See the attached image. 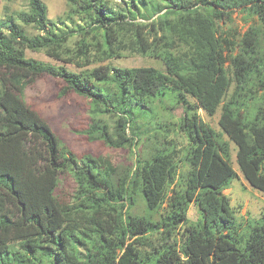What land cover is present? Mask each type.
Masks as SVG:
<instances>
[{"label": "trees", "instance_id": "16d2710c", "mask_svg": "<svg viewBox=\"0 0 264 264\" xmlns=\"http://www.w3.org/2000/svg\"><path fill=\"white\" fill-rule=\"evenodd\" d=\"M65 1L69 19L85 23L76 32L94 40L77 42L82 58L94 48L100 63L141 56L165 69L110 63L75 73L28 58L30 50L64 61L74 31L54 25L42 0H28L27 12L5 8L0 264H264V214L240 221L224 194L237 177L230 143L245 180L264 193V0ZM237 10L249 24L238 40L221 26ZM43 76L63 81L62 96L90 101V141L128 150L132 159H78L25 100ZM167 98L184 106L178 131L187 145L155 132L146 141L158 148L140 156V136L128 130ZM219 108L217 132L200 111L213 117ZM65 181L73 183L69 194ZM140 195L143 215L132 213Z\"/></svg>", "mask_w": 264, "mask_h": 264}, {"label": "rangeland", "instance_id": "374dc122", "mask_svg": "<svg viewBox=\"0 0 264 264\" xmlns=\"http://www.w3.org/2000/svg\"><path fill=\"white\" fill-rule=\"evenodd\" d=\"M42 1L48 7V16L53 24L65 30H73L74 33L67 42L68 52L64 57V61H56L49 58L44 52H32L30 50L26 51L28 58H33L55 66H65L69 71L75 73H83L94 67L110 63L121 68L153 66L161 70L165 69L160 60L141 56L127 55L121 59H113L100 63L98 62L100 56L94 48L90 49L85 58H82L76 51L77 42L85 38L88 43L91 42L94 44L91 35L86 33L83 36L84 33L78 34L76 32L78 30L77 26H82L83 28L85 23L76 21L75 19H69L71 10L65 0ZM27 3L28 0H0V20L5 16L4 12L6 7L9 8V14L21 11L27 12ZM243 16L244 15L239 10L235 11L231 21L221 25L223 26V31L229 32L233 30L238 40L240 35H242L249 26V24L245 23ZM27 31L32 35L39 34V32L31 28H28ZM78 62L80 65H78ZM63 86L64 84L61 79L43 76L39 78L36 83L27 88L25 100L29 106L47 121L57 137L78 159L88 154L109 156L117 164L127 163L129 159H132L128 150L112 149L104 146L100 142H92L88 139L85 131L88 130L91 125V103L88 99L74 93L62 96L61 91ZM183 110V105L175 104L172 100L167 98L153 105L151 117H138L136 128H130V130H128L129 135L137 134L140 136L136 145L137 154L141 156V154L145 152V148H147L146 153L149 150V152H154L153 148L157 146L153 145L152 142L146 141V137L155 132L160 135V140H164V142L166 140H173L179 148L185 147L187 145V140L178 131V124L183 115ZM200 114L202 119L214 130L217 132L221 131L219 127L221 108L218 109L216 115L213 117L206 115L203 111H200ZM163 136H166V138H163ZM225 138L227 139V137ZM154 142H156L155 139ZM236 154V145L230 143V162L237 177L232 181L230 188L224 191V194L231 199V205L236 209L240 221L250 216L254 218L260 217L264 214V193L252 188L245 180L237 165ZM72 188L73 183L71 181H65L63 184L64 193H71ZM140 197L141 199H137L132 213L143 215L149 211L143 196L140 195ZM154 215L156 218L158 217L157 214ZM198 217V209L195 205H192L189 212L190 222H196Z\"/></svg>", "mask_w": 264, "mask_h": 264}]
</instances>
